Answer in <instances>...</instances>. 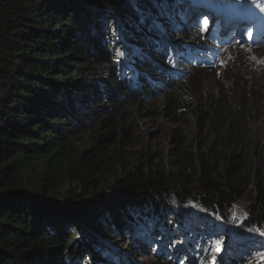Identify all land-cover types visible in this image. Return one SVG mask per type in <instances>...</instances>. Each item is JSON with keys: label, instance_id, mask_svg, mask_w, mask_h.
<instances>
[{"label": "trees", "instance_id": "obj_1", "mask_svg": "<svg viewBox=\"0 0 264 264\" xmlns=\"http://www.w3.org/2000/svg\"><path fill=\"white\" fill-rule=\"evenodd\" d=\"M199 3L0 0V264H133L143 249L149 264H212L208 224L264 247V150L252 130L263 96L245 86L198 106L192 154L178 133L175 160L124 152L159 93L183 120L192 72L206 71L200 54L218 36L200 34ZM249 192L247 215L233 217ZM188 216L197 231L172 248Z\"/></svg>", "mask_w": 264, "mask_h": 264}, {"label": "rangeland", "instance_id": "obj_2", "mask_svg": "<svg viewBox=\"0 0 264 264\" xmlns=\"http://www.w3.org/2000/svg\"><path fill=\"white\" fill-rule=\"evenodd\" d=\"M199 1L203 4L199 12H203L205 3L210 6L208 11H205V13H211L210 18H215L217 14L216 8H222L223 4L230 5L233 11H225L224 14L229 16L231 18L229 22L234 24L232 32H228L227 27L223 24V19L220 17V21L217 23L218 29H216L220 32L219 38L217 41H212L215 45L211 47L214 50V56L211 57L213 60L209 64H206L208 65L206 71L195 70L192 72L196 82L191 91L194 93V96L190 104L182 108L180 115L183 120L179 122L176 116H172L169 111L164 110L163 95L159 93L157 98L149 100L148 104L150 105L149 107L147 106L154 115L150 116L142 113L136 117L135 139L127 146H124L126 154L135 155L137 158L138 154L140 156L143 152L150 151L170 160H175L176 146L172 141V136L176 133L184 135L187 140L186 150H188L189 154H192L197 148L198 141H201V139L199 140L196 118L198 106L208 111L211 101L215 102L218 98H221L226 103L227 101L224 98L227 95H232L233 98L234 96L242 97L245 94L243 93L245 86L249 89L248 96L253 99L255 98V101L260 96H263L262 101H264V0ZM201 3L199 4L201 5ZM204 19L205 16L203 17L202 14L200 20L197 21V26H199L200 34L202 33L201 35L209 38V33L217 31L212 29L210 21ZM193 22H196V19ZM173 38H175V35H173ZM168 41L166 40L165 42L167 43ZM179 45H181V42ZM186 83V81H183L184 86ZM252 93H254L255 97ZM252 126L254 144L264 150V104L262 109L258 110ZM137 164L138 162L134 160V165ZM220 166L221 170L226 167L223 162L220 163ZM193 186L195 187L196 184L194 183ZM251 196L253 194L249 192L243 198V202L241 200L242 203H236L235 210L232 212L233 217L235 215L242 219L247 215V206ZM182 220L187 226L179 234L175 233L172 239L170 237L171 240H174V243L171 244L172 248L176 246L177 249L179 244L190 242L193 239L194 230L197 231L195 228L198 222L196 221H200L196 216H188L185 220ZM202 229L199 232H201V237H205L203 239L206 246L205 250L213 255L215 253V245H218V251L212 264H242L238 262L237 255L239 256V260L241 257L247 258H245L246 260L242 259L245 262L244 264L255 263L253 260L249 261V256L247 255H251V257L258 255V258L264 257V247L255 248L254 245H249L246 247L247 249H244L242 247L243 242L237 239L232 240L233 236L229 232L225 233L221 231L222 229L212 230L209 224L207 226L203 225ZM189 231L193 233L191 237L187 235ZM215 232H217L216 235ZM262 234L264 235V231ZM206 236L213 237L210 243L207 242L205 244ZM208 247H210L209 250ZM142 251L144 255H141V259H136L133 264L150 263V260L146 259L148 258V251L146 249ZM227 251L230 257L228 261L227 256H225ZM235 253H237L236 257H234ZM118 262L120 264H129L127 260H118ZM201 263L206 264L205 261Z\"/></svg>", "mask_w": 264, "mask_h": 264}, {"label": "clouds", "instance_id": "obj_3", "mask_svg": "<svg viewBox=\"0 0 264 264\" xmlns=\"http://www.w3.org/2000/svg\"><path fill=\"white\" fill-rule=\"evenodd\" d=\"M205 2H206V0H204ZM200 2V1H199ZM203 4H201V5H199V7H201ZM224 5V4H223ZM222 5V8H216V10L217 9H219V12L221 11V14L219 15L218 13H217V11H216V16H215V18L214 17H212V18H210L211 16V13L209 14V13H206V15H204L205 16V19L204 20H206V21H210V25L213 27L212 29H218V27H217V23H219V21H220V17L223 19V21H224V23L223 24H225V26L227 27V29H228V32H232V29H233V26H234V24H232L231 22H229V20L231 19L229 16H227L226 14H224L225 13V11H227V12H232L233 11V8H231V6L230 5H228L230 8H231V10H226L225 8H224V6ZM206 6H208V7H206ZM210 6L208 5V4H206L205 3V5H204V10L205 11H208V8H209ZM224 10V11H223ZM203 16V17H204ZM217 18H219V21L217 22ZM214 25V26H213ZM197 26V25H196ZM198 28H199V26H198ZM223 29V28H222ZM200 31V30H199ZM202 31V30H201ZM217 31V30H216ZM222 31V30H221ZM212 33V32H211ZM214 34H218V36H219V34H220V32H215ZM218 36H216L215 37V39L213 40V41H217L218 40ZM215 45V43L212 45V46H214ZM183 46H184V43H183V45L182 46H179V48H182V49H180V50H184V48H183ZM209 49V48H208ZM216 49H219V48H216ZM224 49V48H223ZM212 52H214V50L212 51ZM204 53H205V55H204ZM204 53H202V54H200L201 56H204V59H203V64H209L210 63V61L211 60H213V59H211V57L214 55V53H211V51H210V53L209 52H204ZM211 59V60H210ZM208 66V65H207Z\"/></svg>", "mask_w": 264, "mask_h": 264}, {"label": "bare ground", "instance_id": "obj_4", "mask_svg": "<svg viewBox=\"0 0 264 264\" xmlns=\"http://www.w3.org/2000/svg\"><path fill=\"white\" fill-rule=\"evenodd\" d=\"M209 23V22H208ZM202 34V33H201ZM201 48V47H200ZM214 56V55H213ZM202 59V58H201ZM207 70V69H206Z\"/></svg>", "mask_w": 264, "mask_h": 264}]
</instances>
